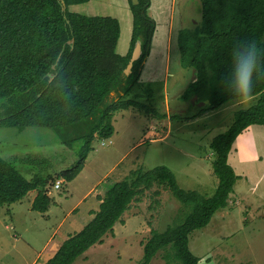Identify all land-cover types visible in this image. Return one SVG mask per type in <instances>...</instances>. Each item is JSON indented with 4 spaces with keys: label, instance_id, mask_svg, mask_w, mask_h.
I'll return each mask as SVG.
<instances>
[{
    "label": "trees",
    "instance_id": "1",
    "mask_svg": "<svg viewBox=\"0 0 264 264\" xmlns=\"http://www.w3.org/2000/svg\"><path fill=\"white\" fill-rule=\"evenodd\" d=\"M91 0H0V128H49L77 160L62 169L58 178L74 181L83 171L96 137H113L114 115L130 108L158 115L155 109L126 99L140 83L151 54L156 22L149 15L151 0H128L132 16L130 47L117 54L120 23L110 16H88L71 12V6ZM200 22L179 32V63L194 69L196 79L180 97L205 105L189 117L172 120L190 122L235 101L226 87L229 53L241 41H254L264 53V0H199ZM141 56L125 74L136 43ZM264 64V57H262ZM256 104L235 112L232 124L209 146L212 175L217 188L211 197L183 190L166 167L133 172L134 178L114 182L105 179L97 188L99 210L83 229L61 239L55 255L46 264H74L90 248L113 232L133 202L154 188L167 189L187 212L176 225L163 232L151 229L138 264H150L163 251L167 264H199L189 248L193 232L207 227L214 215L228 207L229 197L240 179L229 164L236 139L249 127H264V75L255 81L251 98ZM74 151V150H73ZM19 166V167H18ZM33 167L29 178L20 167ZM54 160L27 154L0 156V206L23 200L37 192L32 210L46 213L51 204L47 186L53 181ZM25 170H23L24 172ZM30 172V171H29ZM158 197L159 190L154 192ZM158 203V201H157ZM58 236V235H57ZM56 236L57 240H60Z\"/></svg>",
    "mask_w": 264,
    "mask_h": 264
},
{
    "label": "rangeland",
    "instance_id": "2",
    "mask_svg": "<svg viewBox=\"0 0 264 264\" xmlns=\"http://www.w3.org/2000/svg\"><path fill=\"white\" fill-rule=\"evenodd\" d=\"M69 10L82 15L116 18L120 23L116 52L122 56L127 54L132 32L128 0H91L71 6ZM149 15L158 23L152 57L155 61L150 67L152 70V64L155 65L161 80L149 82L148 73L126 99L149 105L166 118L146 115L135 108L126 111L115 120L111 141L95 140L84 172L71 185L57 176L77 160L75 150L78 146L74 151L67 149L52 133H47L46 137L51 136L53 142L38 147V151L31 154L54 160V172L57 173L47 186L52 204L44 214L22 204L12 217H0V264H46L57 252L63 237L80 232L94 218L93 212H97L100 205L96 188L107 178L119 182L134 178L133 172L138 170L166 167L175 175L181 189L197 191L206 197L215 193L218 181L212 175L210 164L213 156L209 148L211 141L232 124L235 112L255 105L257 97L250 98L243 106L231 102L190 122L172 120L173 115L189 117L201 108L194 99L180 100L191 79L188 73L183 78V71L187 70L180 66L177 43L180 31L200 22L201 5L199 0H151ZM166 33L168 41L165 42ZM167 68L166 74L164 69ZM258 127L242 133L236 145L238 149L234 147L230 153L229 164L240 179L229 197L228 207L217 212L207 227L190 236L189 248L200 259L199 264H264V127ZM250 137L254 139L249 140ZM6 139L12 144L11 151L23 153L32 147L26 137ZM44 141L50 143V140ZM246 144L254 152L252 158L245 150ZM256 155H260L261 162ZM19 169L27 178L29 173L36 172L33 167L21 166ZM57 182L60 183L58 189L55 188ZM157 190L160 192L158 197L154 195ZM84 195L86 200L79 203ZM186 212L187 208L167 189L154 188L145 192L115 224L113 232L74 264H138L151 229L163 232L178 224ZM6 225L8 229H5ZM166 254L159 252L150 264H167Z\"/></svg>",
    "mask_w": 264,
    "mask_h": 264
},
{
    "label": "crops",
    "instance_id": "3",
    "mask_svg": "<svg viewBox=\"0 0 264 264\" xmlns=\"http://www.w3.org/2000/svg\"><path fill=\"white\" fill-rule=\"evenodd\" d=\"M195 3H197V1H195ZM92 16V15H91ZM196 23V22H195ZM157 26H158V23H156V29H157ZM185 26V25H184ZM196 26V25H195ZM158 33V32H157ZM156 39H157V36H156V33H155V35H154V37H153V41H152V49H151V54H150V56H149V58L147 59V61H146V63H145V65H144V68H143V71H142V75H141V79H145L144 77L146 76V75H148V73H149V76H148V81L149 82H151V83H155L154 81H157V80H161L160 78H159V74L157 73V70H156V68H155V65H153L152 64V67L154 66V69L152 68V70H151V67H150V63L152 62H154L155 61V59H152V57H153V53H154V40L156 41ZM164 41L166 42V41H168V37H167V33H166V35H165V37H164ZM165 47V49L167 48V43H166V46H164ZM151 60V61H150ZM149 67H150V69H149ZM165 68H166V65H165ZM150 70H151V74H150ZM165 70H167L168 71V68L167 69H164V72H165ZM187 71H183V78H186V76L185 75H188V74H190L189 76H190V79H191V82L190 83H192V82H194L195 81V79H196V72H195V70L194 69H186ZM167 71L165 72L166 74H167ZM186 73H188V74H186ZM190 83H188V85L190 84ZM133 93H134V90H133ZM231 102H235V101H231ZM231 102H229V103H227V104H230ZM227 104H225V105H227ZM224 105V106H225ZM223 106V107H224ZM222 107V108H223ZM130 109H133V108H130ZM130 109H128V110H130ZM128 110H126V111H128ZM126 111H121V112H118V113H116L115 115H114V118H113V126H114V122H115V120H117L119 117H122V116H124V113H126ZM256 127V129L257 128H259L258 127V125H253V126H251V127H249L248 129H246L244 132H243V134L244 133H246L247 131H251L250 129H252V128H255ZM260 127H262V126H260ZM264 129V128H263ZM48 130V131H47ZM253 130V129H252ZM255 130V129H254ZM248 132V133H249ZM47 133H52L53 135H54V137L56 138V140H57V136L55 135V133L51 130V129H49V128H24V129H20V128H0V156L3 158V159H10L11 157H13V156H15V155H18V154H20V155H26V154H31V153H33L34 151L35 152H37L38 151V147H41L42 145L44 146V144H51V142H53V139H52V137L51 136H48V137H46V135H47ZM115 134V133H114ZM242 134V135H243ZM12 137L13 139H15L16 137H20V136H22V137H26V138H28V141L30 142H32V147H31V151L30 150H25L23 153H20L19 151H15V149L14 150H12L11 151V147L10 146H12V144L11 143H8L7 142V139L6 138H9V137ZM114 136V135H113ZM97 138L98 137H96L95 138V140H97ZM113 138V137H112ZM112 138H110V139H108L109 141H111L112 140ZM239 139L241 138V135L238 137ZM236 139V141L234 142V144H233V146H232V149H231V152H232V150L234 149V147L236 148L237 146V143H238V140L239 139ZM50 140V143H47V141L45 142L44 140ZM254 138L253 137H250L249 138V140H253ZM95 140L93 141V143L95 142ZM58 141V140H57ZM102 141H107V140H105V139H102ZM59 142V141H58ZM102 145H105V143L103 142L102 143ZM244 145H245V143H244ZM240 148V147H239ZM236 149H238V147L236 148ZM245 150L246 151H249V155L251 156V158H252V153H254V152H251V148H250V145L249 144H246V147H245ZM93 152V144H92V151L90 152V153H92ZM230 152V153H231ZM89 153V154H90ZM261 155V154H260ZM260 155H256L255 157L261 162L262 160H260L259 158V156ZM89 156V155H88ZM229 156H230V154H229ZM255 158V159H256ZM249 161H250V159H249ZM86 163V162H85ZM244 163H246V158L244 159ZM118 167V166H117ZM84 170H85V166H84V169H83V171L81 172V173H83L84 172ZM81 173L78 175V176H80L81 175ZM236 173V172H235ZM237 175V174H236ZM250 183H251V185H253L252 183H254V181L250 178ZM73 183V181L71 182V183H69V185H71ZM65 184H68V183H65ZM95 186H96V184L94 185V187H92V190H94L93 188H95ZM48 189V188H47ZM29 194H33L32 196H30V198L28 199L27 197H28V195ZM23 200H21L20 202H17V203H13V204H4V205H2V206H0V217L1 216H3V217H5L6 219H8V217H12L13 215H14V213H18V210H17V208L19 207V206H21L22 204H24V205H28L29 207H30V209L32 210V204H33V201H34V199L36 198V196H37V192H30ZM86 196L84 195L82 198H81V200L79 201V203H81V202H84L85 200H86ZM27 199V200H26ZM51 199V198H50ZM15 204V206L14 207H12V205H14ZM52 204V203H51ZM51 204H50V206H51ZM50 206H49V208H50ZM15 208H16V210H15ZM12 210H14V212H11ZM40 214H42V213H40ZM44 214V213H43ZM5 229H8V226L6 225L5 226ZM44 247L45 246H43V249H44ZM33 264V263H32Z\"/></svg>",
    "mask_w": 264,
    "mask_h": 264
},
{
    "label": "clouds",
    "instance_id": "4",
    "mask_svg": "<svg viewBox=\"0 0 264 264\" xmlns=\"http://www.w3.org/2000/svg\"><path fill=\"white\" fill-rule=\"evenodd\" d=\"M229 56L226 87L235 102L243 106L251 98L255 81L264 75V53L254 41H241L233 46Z\"/></svg>",
    "mask_w": 264,
    "mask_h": 264
},
{
    "label": "water",
    "instance_id": "5",
    "mask_svg": "<svg viewBox=\"0 0 264 264\" xmlns=\"http://www.w3.org/2000/svg\"><path fill=\"white\" fill-rule=\"evenodd\" d=\"M141 56V44L138 42L135 45L133 54H132V58L130 60V63L127 67V69L125 70V74L129 75L133 66L134 61H136L139 57ZM194 102V101H193ZM200 107H203L205 105V103H199L198 104ZM57 140L59 141V139L57 138ZM60 142V141H59Z\"/></svg>",
    "mask_w": 264,
    "mask_h": 264
},
{
    "label": "built area",
    "instance_id": "6",
    "mask_svg": "<svg viewBox=\"0 0 264 264\" xmlns=\"http://www.w3.org/2000/svg\"><path fill=\"white\" fill-rule=\"evenodd\" d=\"M60 187V183L59 182H57L56 184H55V188H59Z\"/></svg>",
    "mask_w": 264,
    "mask_h": 264
}]
</instances>
